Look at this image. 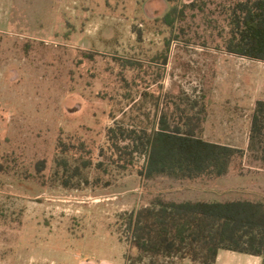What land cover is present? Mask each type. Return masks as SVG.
<instances>
[{
	"label": "rangeland",
	"instance_id": "1",
	"mask_svg": "<svg viewBox=\"0 0 264 264\" xmlns=\"http://www.w3.org/2000/svg\"><path fill=\"white\" fill-rule=\"evenodd\" d=\"M225 2L0 0V264H133L121 217L157 197L264 202V152L249 139L264 61L224 51ZM162 114L246 154L194 180L142 177V155L128 169L100 155L108 127L151 128ZM62 158L106 172L84 168L64 187Z\"/></svg>",
	"mask_w": 264,
	"mask_h": 264
},
{
	"label": "trees",
	"instance_id": "2",
	"mask_svg": "<svg viewBox=\"0 0 264 264\" xmlns=\"http://www.w3.org/2000/svg\"><path fill=\"white\" fill-rule=\"evenodd\" d=\"M221 13L225 17L220 31L224 51L264 61V0H226ZM201 132L193 118L171 124L166 114L151 128L116 122L107 128V151L101 147L100 155L122 169L133 167L142 155V177L194 180L220 177L236 158L246 154L242 148L206 140ZM249 139L251 148L261 147L264 152V99H259L253 110ZM60 147L63 154L70 150L66 143ZM78 160L81 165L73 167L65 158L56 161L53 175L64 187L76 188L73 180L83 176L84 168L103 170V161L94 165L91 159ZM45 170L46 161H39L37 174L45 176ZM121 218L136 252L126 257L133 264H216L221 250L260 256L264 264L263 201L178 202L157 197Z\"/></svg>",
	"mask_w": 264,
	"mask_h": 264
},
{
	"label": "crops",
	"instance_id": "3",
	"mask_svg": "<svg viewBox=\"0 0 264 264\" xmlns=\"http://www.w3.org/2000/svg\"><path fill=\"white\" fill-rule=\"evenodd\" d=\"M229 252H231V255L229 254ZM225 258H233L239 262L233 264H262V258L260 256L244 254L230 250L219 251L216 264H230V262L224 260Z\"/></svg>",
	"mask_w": 264,
	"mask_h": 264
}]
</instances>
